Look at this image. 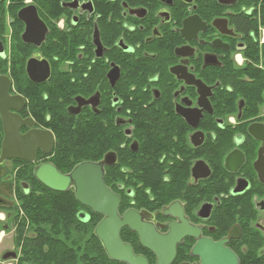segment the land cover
<instances>
[{
	"label": "flooded vegetation",
	"instance_id": "obj_1",
	"mask_svg": "<svg viewBox=\"0 0 264 264\" xmlns=\"http://www.w3.org/2000/svg\"><path fill=\"white\" fill-rule=\"evenodd\" d=\"M83 164L148 264H264V0H0V264H126L37 176Z\"/></svg>",
	"mask_w": 264,
	"mask_h": 264
},
{
	"label": "water",
	"instance_id": "obj_2",
	"mask_svg": "<svg viewBox=\"0 0 264 264\" xmlns=\"http://www.w3.org/2000/svg\"><path fill=\"white\" fill-rule=\"evenodd\" d=\"M7 136L6 142L9 143L11 140L9 131ZM29 140L31 139L28 137L22 138L18 136L19 147H24ZM7 143L4 146V153H7L11 146V142ZM14 157L23 158L21 155H15ZM97 168L92 164H83L77 167L69 177L57 178L58 182L61 181L63 183V187H57L53 182L51 183V180H47L48 171L38 172L37 176L46 186L57 190H61L59 188H67L73 184L77 190L76 200L82 206L103 216L102 221L95 229V236L102 243L109 258L126 264H148L144 258L136 256L129 245L122 242L121 231L125 226L129 225L132 230L139 233L142 244L157 253L156 239L153 238L156 235L155 231L152 230L151 226L142 224L140 219H137L138 224L130 225L133 218H128L127 216L121 218L119 216V202L116 198L113 199L112 193L107 188L104 175L101 173V167ZM55 176L59 177L58 175ZM82 215L85 216L84 214ZM169 259L172 260V258Z\"/></svg>",
	"mask_w": 264,
	"mask_h": 264
},
{
	"label": "trees",
	"instance_id": "obj_3",
	"mask_svg": "<svg viewBox=\"0 0 264 264\" xmlns=\"http://www.w3.org/2000/svg\"><path fill=\"white\" fill-rule=\"evenodd\" d=\"M30 203H32V201H30ZM33 203L38 205V211H40L41 217H43L45 211H47V208H46L47 206L46 205H49L48 204L49 202L47 203V201H45L44 199H36L35 201H33ZM52 203H55L56 204L55 206H59L60 207V208L56 207V209L60 210L57 213H59V212L63 213L65 211H67L66 213H68L69 212V206H73L75 208L78 205V203L75 201L74 197L72 198V200L69 197H57L55 199V201H53ZM75 212L77 213L78 211L75 209ZM72 213H73V211H72ZM53 219H59V218L58 217H53ZM73 220H74V217L72 215L70 217V220H68V221H71V222L74 223ZM68 221L66 223V229L70 230V229H72L73 225H69ZM83 234H85L84 236H86V235L91 236V235H89V227L85 228ZM90 244H92V243H90ZM89 247H90V249L95 251L96 246L94 244H92V246L90 245Z\"/></svg>",
	"mask_w": 264,
	"mask_h": 264
},
{
	"label": "rangeland",
	"instance_id": "obj_4",
	"mask_svg": "<svg viewBox=\"0 0 264 264\" xmlns=\"http://www.w3.org/2000/svg\"><path fill=\"white\" fill-rule=\"evenodd\" d=\"M100 221V218H97L93 224V226H89V235H92V232H93V227Z\"/></svg>",
	"mask_w": 264,
	"mask_h": 264
}]
</instances>
